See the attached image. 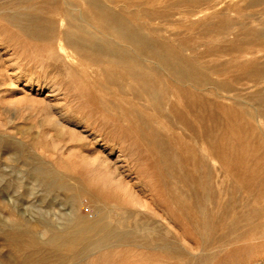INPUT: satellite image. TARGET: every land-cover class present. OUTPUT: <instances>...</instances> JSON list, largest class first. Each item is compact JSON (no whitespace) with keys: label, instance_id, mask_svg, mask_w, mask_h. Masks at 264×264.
<instances>
[{"label":"rangeland","instance_id":"1","mask_svg":"<svg viewBox=\"0 0 264 264\" xmlns=\"http://www.w3.org/2000/svg\"><path fill=\"white\" fill-rule=\"evenodd\" d=\"M253 32L264 0H0V264H264Z\"/></svg>","mask_w":264,"mask_h":264},{"label":"bare ground","instance_id":"2","mask_svg":"<svg viewBox=\"0 0 264 264\" xmlns=\"http://www.w3.org/2000/svg\"><path fill=\"white\" fill-rule=\"evenodd\" d=\"M255 1V0H254ZM256 1H258V0H256ZM259 1H261V0H259ZM107 11L106 10H104V9H101V13H103V14H105ZM240 36V35H239ZM252 36H253V38H261V37H263L264 36V33L263 32H253L252 33ZM188 70V69H187ZM187 70L186 69H182V70H178V71H176L175 72V74H176V76L179 78V79H181V80H185L187 77H189V72H187ZM237 142V141H236ZM239 143V142H238ZM242 146H240V148H241ZM239 148V150H241ZM229 151V150H228ZM241 152V151H240ZM243 152H244V150H243ZM239 158V157H238ZM74 201H72V203H73ZM75 203V202H74ZM78 208V207H77ZM79 212V211H78ZM93 217L92 218H90V217H81V216H78V215H73V216H71V215H63V217L61 218V220L64 222V224H63V226L66 228V229H64V231L65 232H67L68 231V229H70V228H72V227H74V226H78V225H82L81 227H82V229H80V230H77V231H72L71 232V234H70V237H68L67 238V236H62L61 235V237L60 236H51V238L50 239H48L47 241H48V243H49V245H52V244H50V243H56V240H58V243H59V240L61 239V238H67V240H66V244H69L70 245V243H72L73 241H74V239H77V237H78V232L79 231H86V230H88V231H90V230H93L96 226H97V224H98V220H97V218H96V214L95 215H92ZM87 222H90L91 223V225H89ZM76 230V229H75ZM94 232V231H93ZM57 233V232H56ZM83 233V232H82ZM117 233V232H116ZM52 235V234H51ZM81 235V234H80ZM88 235V234H87ZM53 237V238H52ZM109 237V235H108V233H104V235H102L101 236V239H103V240H105V239H107ZM120 237V236H119ZM73 240V241H72ZM79 240V239H78ZM82 239H80V241H81ZM61 241V240H60ZM77 241V240H76ZM90 241V240H89ZM46 243V242H45ZM73 245V244H72ZM75 245V244H74ZM60 247V246H59ZM66 248V247H65ZM48 249V248H47ZM71 250V249H70ZM71 252V251H70ZM44 253H49V252H44ZM43 254V253H42ZM63 257V256H62ZM43 261V260H42ZM33 263V262H32Z\"/></svg>","mask_w":264,"mask_h":264}]
</instances>
